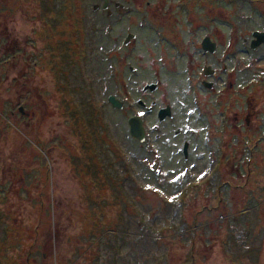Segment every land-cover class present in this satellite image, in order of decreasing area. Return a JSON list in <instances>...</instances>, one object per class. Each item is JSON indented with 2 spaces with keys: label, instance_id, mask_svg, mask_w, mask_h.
I'll return each mask as SVG.
<instances>
[{
  "label": "rangeland",
  "instance_id": "374dc122",
  "mask_svg": "<svg viewBox=\"0 0 264 264\" xmlns=\"http://www.w3.org/2000/svg\"><path fill=\"white\" fill-rule=\"evenodd\" d=\"M103 3L0 0V264H264V0Z\"/></svg>",
  "mask_w": 264,
  "mask_h": 264
},
{
  "label": "water",
  "instance_id": "95a60500",
  "mask_svg": "<svg viewBox=\"0 0 264 264\" xmlns=\"http://www.w3.org/2000/svg\"><path fill=\"white\" fill-rule=\"evenodd\" d=\"M106 4H107V1L105 0L102 7L105 8ZM132 37H133L132 34H128L125 38V43H127ZM263 43H264V31H257V30L252 31L249 47L251 49H255ZM201 46H202V49L207 52H214L215 47H216L215 43L211 42L209 37L207 36H205L201 40ZM203 72L205 75L208 76L210 75L212 70L210 69V67H205L203 69ZM210 85H211L210 83H207V84L205 83V87H209ZM147 87L150 90H154L156 88V85L150 84ZM108 101L111 103L113 107H116V108L121 107V103L115 100L113 96H108ZM170 115H171V112H170L169 106H167L159 110L158 118L159 120H162L165 118V116H170ZM127 123L129 125L130 136L137 138L139 141H143L145 137V133H144V128H143L140 118L137 116H131L127 119ZM183 153L186 155V144L183 146Z\"/></svg>",
  "mask_w": 264,
  "mask_h": 264
},
{
  "label": "flooded vegetation",
  "instance_id": "af4514ba",
  "mask_svg": "<svg viewBox=\"0 0 264 264\" xmlns=\"http://www.w3.org/2000/svg\"><path fill=\"white\" fill-rule=\"evenodd\" d=\"M105 1V0H104ZM108 1V0H107ZM115 5L118 7V9H121L122 8V3H117V2H115ZM97 7V5H95L94 6V8H96ZM106 7H107V4H106ZM102 8V9H107V8ZM107 15H108V17H112L111 16V11H109V10H107ZM128 34H132V33H127L126 34V36L128 35ZM133 35V34H132ZM205 36H207V37H209V39H210V41H213L215 44H216V42L214 41V40H212L211 39V37L207 34V35H205ZM204 36V37H205ZM133 37H134V35H133ZM132 37V38H133ZM204 37H202V39L204 38ZM201 39V40H202ZM201 40H200V46H201ZM251 40V39H250ZM130 41V40H129ZM128 41V42H129ZM127 42V43H128ZM126 43V44H127ZM124 44H125V39H124ZM201 48H202V46H201ZM216 49H217V45H216V47H215V51H216ZM203 50V49H202ZM204 51V50H203ZM215 51L214 52H207V51H204L205 52V54H212V53H215ZM210 69H211V67H210ZM212 70V74L214 73V70L213 69H211ZM210 73V74H211ZM203 76H205V74H204V72H203ZM203 76H201L200 77V83L202 84V86L205 88V83L207 84V83H210L211 85L209 86V87H206V89H211L212 87H213V82L212 81H209L208 79H207V77H209V76H207L206 78L204 77L203 78ZM150 84H155L156 85V88L154 89V90H150L147 86L148 85H150ZM157 84L156 83H146L141 89H139V91H140V93L143 95L142 96V98H145L147 95H149V93H152L153 91H155V90H157ZM147 87V88H146ZM108 96H113L114 98H115V100H117L119 103H121V107H113L111 104V107H113V108H116V109H118V110H122V108H123V106H124V102L120 99V98H118L117 96H115V95H113V94H111V95H108ZM108 98V97H107ZM137 104L139 105V107H141V108H144L145 107V102L143 101V100H141V99H137ZM167 106H169V109H170V112H171V107H170V105L169 104H166L165 106H159V107H157L156 106V101H154V100H152L151 101V105L149 106V107H146L145 109H143V111H141V112H139V113H137V114H133V115H130V116H128L127 118H126V121H127V119L129 118V117H131V116H137V117H139L140 118V120H141V122H142V125H143V128H144V133H145V137H144V140L143 141H138L139 143H144V141L146 140L145 138H146V136H147V127H146V121H145V115L146 114H148V113H151V112H153L154 111V109H156V117H157V120H158V122H162L163 120H165L166 118H170L171 117V115H172V113H171V115L170 116H165V118L164 119H162V120H159V118H158V113H159V110L160 109H162V108H165V107H167ZM128 124V123H127ZM154 129H156V126H154ZM128 132H129V125H128ZM175 135L177 136V135H179V133H180V129H176L175 130ZM132 138H134V137H132ZM134 139H136V138H134ZM186 144V155L183 153V146ZM188 148H189V143L186 141V140H184L183 141V144H182V148H181V151H182V154H183V156L186 158L187 157V152H188Z\"/></svg>",
  "mask_w": 264,
  "mask_h": 264
},
{
  "label": "trees",
  "instance_id": "16d2710c",
  "mask_svg": "<svg viewBox=\"0 0 264 264\" xmlns=\"http://www.w3.org/2000/svg\"><path fill=\"white\" fill-rule=\"evenodd\" d=\"M11 91H12V89H11ZM13 93V92H12ZM14 96H15V93L13 94Z\"/></svg>",
  "mask_w": 264,
  "mask_h": 264
}]
</instances>
